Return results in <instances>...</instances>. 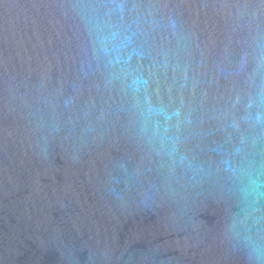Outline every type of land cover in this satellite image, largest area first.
Returning <instances> with one entry per match:
<instances>
[{
    "label": "water",
    "instance_id": "water-1",
    "mask_svg": "<svg viewBox=\"0 0 264 264\" xmlns=\"http://www.w3.org/2000/svg\"><path fill=\"white\" fill-rule=\"evenodd\" d=\"M0 264H264V0H0Z\"/></svg>",
    "mask_w": 264,
    "mask_h": 264
}]
</instances>
